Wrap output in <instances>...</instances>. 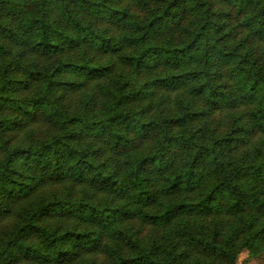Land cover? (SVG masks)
<instances>
[{"label": "trees", "instance_id": "1", "mask_svg": "<svg viewBox=\"0 0 264 264\" xmlns=\"http://www.w3.org/2000/svg\"><path fill=\"white\" fill-rule=\"evenodd\" d=\"M264 252V0H0V264H238Z\"/></svg>", "mask_w": 264, "mask_h": 264}, {"label": "rangeland", "instance_id": "2", "mask_svg": "<svg viewBox=\"0 0 264 264\" xmlns=\"http://www.w3.org/2000/svg\"><path fill=\"white\" fill-rule=\"evenodd\" d=\"M238 264H264V252L256 257H250L247 250H243L238 258Z\"/></svg>", "mask_w": 264, "mask_h": 264}]
</instances>
